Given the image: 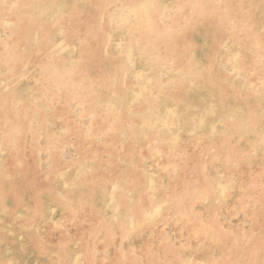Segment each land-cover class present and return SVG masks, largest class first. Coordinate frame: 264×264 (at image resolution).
Here are the masks:
<instances>
[{"label": "bare ground", "instance_id": "1", "mask_svg": "<svg viewBox=\"0 0 264 264\" xmlns=\"http://www.w3.org/2000/svg\"><path fill=\"white\" fill-rule=\"evenodd\" d=\"M0 264H264V0H0Z\"/></svg>", "mask_w": 264, "mask_h": 264}, {"label": "snow or ice", "instance_id": "2", "mask_svg": "<svg viewBox=\"0 0 264 264\" xmlns=\"http://www.w3.org/2000/svg\"><path fill=\"white\" fill-rule=\"evenodd\" d=\"M141 7L147 8V7H151L150 5H141Z\"/></svg>", "mask_w": 264, "mask_h": 264}]
</instances>
